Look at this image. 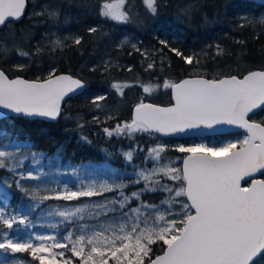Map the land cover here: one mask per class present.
I'll list each match as a JSON object with an SVG mask.
<instances>
[{
	"label": "snow or ice",
	"instance_id": "snow-or-ice-1",
	"mask_svg": "<svg viewBox=\"0 0 264 264\" xmlns=\"http://www.w3.org/2000/svg\"><path fill=\"white\" fill-rule=\"evenodd\" d=\"M27 2L0 0V25L22 17ZM142 4L152 17L163 6L161 0H142ZM192 10L190 5L181 11L188 15ZM44 14L52 18L58 15L54 9L37 15ZM99 14L121 24L142 23L132 14L129 0H103ZM259 23L264 25V18ZM88 31L96 33L98 29L90 27ZM72 40L76 45L81 43V37ZM159 43L170 47L166 40ZM49 44L53 51L65 46L59 38ZM127 44L130 41L125 37L117 47ZM131 48L141 52L134 43ZM11 50L22 57L33 55L16 43ZM216 50L217 55H223L219 45ZM8 51L0 46V53L6 55ZM43 51L37 46L34 54L39 56ZM170 51L193 66L194 74L179 82L164 79L162 85L141 87L146 94L160 87L171 90L174 102L161 106L142 99L134 106L130 121L105 127L104 134L134 139L137 133L169 136L228 125L243 129V138L219 147L205 143L179 145L176 151L186 154L177 158L180 167L165 155L167 146L158 143L147 149L145 160L152 167L136 168L134 179L125 182L113 174L80 179L74 188L59 181L53 187L47 179L50 174L35 167L40 164L39 154L28 145L12 141L11 147L0 144V169L13 176L12 183L30 200L27 213L12 208L7 200L0 204V252L5 255L0 264H258L264 257V179L254 178L257 173L264 176V118H250L256 110L264 109V69L207 78L201 74L205 70L198 54L185 55L175 47ZM142 54L151 59L147 50ZM110 65L111 61L105 62L106 71ZM25 67L14 66L19 70ZM153 68L154 61L147 64V69ZM86 86V81L57 74L55 68L35 79L10 78L0 68V109L55 120L65 98ZM111 87L123 95L130 85L113 82ZM105 99L98 95L92 103L100 108ZM93 119L100 122L98 117ZM81 139L91 143L87 137ZM142 151L139 146H130L122 155L131 163ZM25 152L31 156L33 168L24 167L28 160ZM71 175L80 177L81 172L73 168ZM25 181L32 183L25 186ZM141 182L143 187L126 191ZM157 192L167 193L159 204L142 199ZM81 198L87 200L82 202ZM62 201L76 203H59ZM37 210L46 217L42 226L51 232L32 231L31 217ZM48 218L58 219L50 222ZM22 228L28 230L23 237L18 235ZM157 247L158 255L154 251ZM24 253L30 255L31 262L17 258L16 254Z\"/></svg>",
	"mask_w": 264,
	"mask_h": 264
},
{
	"label": "trees",
	"instance_id": "trees-1",
	"mask_svg": "<svg viewBox=\"0 0 264 264\" xmlns=\"http://www.w3.org/2000/svg\"><path fill=\"white\" fill-rule=\"evenodd\" d=\"M173 0H161L162 7L159 8L158 15L152 17L148 15L142 4V0H129V7L132 14L144 16L149 20L142 23H129L120 25L111 22V32H105L104 28H97L96 33L88 32V24L95 23L100 17V5L103 0H28V9L21 21H9L0 29V46L9 49L5 55L0 53V68L4 69L10 77L22 76L35 79L38 76H47L48 72L55 68L58 73H70L86 81V90L80 95L68 99L64 103V111L60 119L56 122L42 119H30L25 117H6L0 120V144L15 140L28 142L37 151L45 152L47 155L60 153L64 160H72L74 163L86 161H106L120 168L131 167L126 164L122 150L131 147L144 149L138 152L139 156L134 162L145 161L147 149L153 145L162 143L167 144L165 155L176 161L175 166L180 167L181 162L177 158H182L184 153L176 151L167 141L157 135L137 133L134 139L126 136L104 137L101 135L104 127L112 128L118 122L130 121L133 107L142 99L144 102L157 104H168L170 102V90L163 87L156 88V93L146 94L141 85H155L163 83L164 79L177 81L184 77L194 74L193 66L187 65L179 56L171 51L166 52L170 55L171 63L160 64L156 69L145 70L141 66L139 52L130 49V44L123 48H118L123 35L132 34V38L137 40L139 46L146 44L158 45L162 52L169 50L159 43L160 40L168 41L169 46L173 43L170 36V29L173 24L185 25V16L173 18L166 14L172 7ZM211 3V2H208ZM135 8L137 10H135ZM46 9H54L58 15L55 18L46 14L37 15L45 12ZM213 12V10H212ZM170 14V13H169ZM200 14V11L198 15ZM194 17H198L194 13ZM51 18V21L48 19ZM149 21L151 24H148ZM48 22H52L50 25ZM183 22V23H182ZM47 24H49L47 26ZM180 26H178L179 28ZM77 28V29H76ZM177 30V28H176ZM156 31V32H155ZM156 33V34H155ZM81 35L82 40L78 48L73 43L72 38ZM154 35L159 36V41L153 39ZM61 39L65 46L50 50V40ZM93 39L95 45L87 43ZM107 40V45L104 43ZM124 40V39H123ZM13 43H16L23 51L33 53L29 57H22L16 51L11 50ZM131 43V42H130ZM101 45H104L101 47ZM40 46L44 51L35 55V49ZM81 47V49H80ZM89 48V49H87ZM81 51V55H76V50ZM185 55L183 47H178ZM98 56H110L111 65L108 70L87 71L86 66L90 59L85 58L86 54ZM163 54V53H162ZM261 55L260 52H256ZM211 63L212 58H200ZM119 60V61H117ZM25 65L24 70L15 69V65ZM204 72L208 78L218 75L242 74V72L262 69H233L226 67H212L203 65ZM131 82L132 85L124 90L123 95H119L111 87L113 82ZM105 94L106 99L101 101V107L96 108L92 103L93 96ZM104 114V115H103ZM103 115V116H102ZM105 116V117H104ZM107 116H114L115 119H106ZM94 117L99 118V123L94 121ZM261 116L258 118L261 120ZM80 125V127H78ZM87 137V143L81 139ZM151 163V162H148ZM127 166V167H126ZM141 166V165H140ZM9 175L6 170L0 169V178ZM264 177V176H262ZM142 186L143 183L129 186L127 191H132L134 187ZM13 201L17 200L20 191L13 185ZM167 196V193L157 192L142 196L143 200L150 203L159 204ZM155 254H160L159 248H154ZM17 258H24L26 262H31L29 254H16ZM4 253H0V259H4Z\"/></svg>",
	"mask_w": 264,
	"mask_h": 264
},
{
	"label": "flooded vegetation",
	"instance_id": "flooded-vegetation-1",
	"mask_svg": "<svg viewBox=\"0 0 264 264\" xmlns=\"http://www.w3.org/2000/svg\"><path fill=\"white\" fill-rule=\"evenodd\" d=\"M172 5L173 6L170 7L166 12L168 16L170 15L173 18L185 16L186 18L184 19L185 21H183L185 22V25L173 24L171 26L172 28L170 29V36L173 43L170 45V47H183V50L186 54L190 55L195 53L198 54L200 58L211 57V63H208L205 60L203 61V63L205 62L203 65L207 64V66H220L242 70L264 67V25L259 23V21L264 18V0H173ZM190 5L193 6V10L190 12V14L184 15L181 10ZM199 11L200 14L198 15ZM194 13H196L198 17L195 18ZM140 18L142 21H151L150 19L146 18L144 14ZM96 20L97 21L95 23L88 24L87 30L90 27H96L101 29L104 28L105 32H111L112 29L108 28L112 27L111 20L105 19L101 15ZM149 21L146 22L148 24H151ZM118 24L123 25L121 23ZM178 26L180 27L178 28ZM76 37H81V35H76ZM125 37H127L131 42L130 49L133 50L131 48V44H133L134 41L137 42V40L132 38V34L123 35L120 40L125 39ZM104 39V43L107 45V40L106 38ZM153 39H157L159 41L160 38L158 35H154ZM87 43L89 44V47L90 43L92 45H95L93 39L90 40V38ZM136 45L141 49V52H139V54L141 57V66L143 67V69L150 70L147 69V64L153 61V69L158 68L160 64L171 63V61H169L170 55L166 54V52L170 51V47H168L169 50H165L164 52H162L158 45L155 44L150 45L145 43V45L139 46V43L137 42ZM216 45H219L220 48L224 50L223 55H217ZM78 46L79 45H76V48H78ZM102 46L104 45H101V47ZM145 50H147V52L150 54L151 59H149L148 56L142 54ZM76 51V55L79 57L81 55V51L78 49ZM256 52H260L261 55H257ZM85 58L90 59V63H88L86 66L87 71H104L105 62L111 61L110 56L97 57L96 55H90L89 53L86 54ZM246 72L247 71L242 72V74H246ZM119 83L128 84L130 86L132 85L131 82L127 81ZM128 88L129 87L124 88V90ZM151 93L157 94V89H154ZM98 95L101 94H96L92 98L94 99V97ZM103 96H105V94H103ZM170 103H172L171 90L170 102L168 104ZM260 116L264 118V109H261L260 111L251 115L250 118L259 121L258 118ZM243 134L244 132H233L227 135H213L206 138L170 137L164 139H170V141L167 142L170 143L173 147H177L181 144L187 147L189 146L188 144L192 141L194 142L207 140L210 143H217L218 141H222L227 138H242ZM101 135L107 137V135L104 134L103 130ZM164 145L167 146V144ZM135 160L136 158H134V161ZM262 260H264V257H261L258 260V264H262Z\"/></svg>",
	"mask_w": 264,
	"mask_h": 264
},
{
	"label": "rangeland",
	"instance_id": "rangeland-1",
	"mask_svg": "<svg viewBox=\"0 0 264 264\" xmlns=\"http://www.w3.org/2000/svg\"><path fill=\"white\" fill-rule=\"evenodd\" d=\"M135 10H137V9L135 8ZM48 20L51 21V18ZM48 23L50 25L53 24L52 22H48ZM49 24H47V26ZM133 43L136 44L137 42L134 41ZM242 138L232 137V138H227V139L222 140V141H218L217 143H214V142L210 143L207 140L194 141V142L192 141L188 145L192 146L194 144L205 143L210 147L211 146L219 147L222 143H225L229 140H237V139H242ZM12 142L17 143V144H21V143L26 144L31 148V151L39 154L37 158L40 160V164L36 165L35 167H42L46 172H48L50 174L47 179L49 180V182L52 184L53 187L55 186V182L59 181L61 183V185L63 183H67L69 185V187L74 188V186L76 184H78L80 179L107 178L109 176H112L113 174H115L118 177L124 178L125 182H127V180L129 178H131V179L135 178L134 170L136 168H139L142 166H146L149 168L152 167V163H148L150 161H147V160H145V161L142 160V162H140V163L139 162L136 163L133 160L131 163H129L125 159V161L128 164H131V166L133 168L127 167V166H126L127 168H120V167H118L112 163L106 162V161H92V160H90V161L81 162V163H74L72 160H64L60 153H56L54 155H47L45 152L37 151L34 148H32L28 142H21V141H15V140H12ZM181 145H183V144H181ZM4 146L5 147H11L9 142H7ZM128 150L129 149L122 150V152H126ZM137 153H136L134 158H137L139 156V154H137ZM25 155L28 156V160H26L24 162V167L26 169L33 168L34 166L31 162V156L27 152H25ZM73 168L80 170V172H81L80 177H76V176L71 175V170ZM12 181H13V176L11 174L0 178V204H3L7 200L12 208H16L17 210H19L21 212L27 213L29 211L27 205L30 203V200L28 197H25L24 194L20 191V193L17 196V200L13 201V196H14L13 185H15V184H13ZM30 183H32V182H30V181L24 182L25 186H28ZM140 187H142V186L134 187L132 189V191H136ZM126 191H127V189H126ZM132 191H127V192L130 193ZM92 199L95 200L98 198H92ZM86 200H87V198H81L82 202H84ZM48 203L55 204L57 202L50 201ZM59 203L75 204L76 202H63L62 201ZM133 206H135V205H133ZM31 218L34 221V228L32 229V231H34L36 233H49L52 231L51 229H48V228L42 226L46 217H44L39 210L33 212ZM48 219L50 222H53L55 219H58V218H48ZM27 231H28L27 229L22 228L21 231L18 233V235L23 237ZM0 253H2V252H0ZM261 263L264 264V260H262Z\"/></svg>",
	"mask_w": 264,
	"mask_h": 264
},
{
	"label": "water",
	"instance_id": "water-1",
	"mask_svg": "<svg viewBox=\"0 0 264 264\" xmlns=\"http://www.w3.org/2000/svg\"><path fill=\"white\" fill-rule=\"evenodd\" d=\"M27 9H28V2H27L26 10H25L24 14L22 15V17H20L19 19H9L7 22H9V21H16V22L21 21L24 18L25 14L27 12ZM5 24L4 25H0V29L3 28L5 26ZM58 74L70 75V76H73L74 78L79 79L78 77H76V76H74V75H72L70 73H65L64 72V73H58ZM10 78H13V77H10ZM22 78L29 79V78H25V77H22ZM185 78H188V77H184L182 79H185ZM182 79H180V80H182ZM177 82H179V80ZM84 90H85V88L79 90L75 94H70L68 97L65 98V100L62 102L61 114L55 120H52V119H49V118H46V117H26V116H22V115H18V114L12 113L9 110H5V109H0V120L3 119V118H6V117H25V118H30V119H42V120H46V121L56 122V121H58L60 119V117H61V115H62V113L64 111V108H63L64 107V103L68 99L80 94ZM173 102L174 101H172V103ZM145 103H153V102H145ZM154 104H157V103H154ZM158 105L168 106L169 104L168 105L158 104ZM260 110H256V112H258ZM251 115H253V114H250V116ZM233 132H244V130L243 129H239V128L235 127V126L221 125V126H217V128H215V129L201 128V129H198V130L187 131L185 133H177V134H173V135H169V136H163V135H159V136L162 137V138H170V137H173V138H191V137L206 138L208 136H213V135H227V134H230V133H233ZM254 178H256V179H264L259 173L254 174ZM247 182L250 184L251 180L247 179ZM244 186H247V184H245Z\"/></svg>",
	"mask_w": 264,
	"mask_h": 264
},
{
	"label": "bare ground",
	"instance_id": "bare-ground-1",
	"mask_svg": "<svg viewBox=\"0 0 264 264\" xmlns=\"http://www.w3.org/2000/svg\"><path fill=\"white\" fill-rule=\"evenodd\" d=\"M264 178V177H263Z\"/></svg>",
	"mask_w": 264,
	"mask_h": 264
}]
</instances>
